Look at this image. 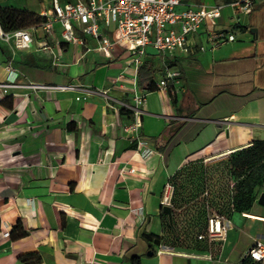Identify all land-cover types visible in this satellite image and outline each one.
I'll return each mask as SVG.
<instances>
[{
	"label": "crops",
	"instance_id": "obj_1",
	"mask_svg": "<svg viewBox=\"0 0 264 264\" xmlns=\"http://www.w3.org/2000/svg\"><path fill=\"white\" fill-rule=\"evenodd\" d=\"M0 7L42 17L50 0H2ZM215 23L216 30L232 29L234 41L209 50L200 27L192 41L203 52L161 58L146 49L143 61L159 66L154 84L166 67L178 71L180 86L170 98L143 91L137 77L136 90L145 93L137 137L146 155L126 134L132 86L111 81L126 66L124 54L106 60L88 37L83 46L56 48L40 32L12 58L0 44V65L11 61L21 83L76 86L15 89L0 102V264H23L19 257L27 254L38 264H129L131 257L139 264H242L254 241L264 243V177L249 209L226 217L222 241H200L201 251L153 243L165 235L160 208L172 175L264 141V0L237 18L224 7ZM41 41L58 57L54 70L52 54L36 49ZM216 112L227 116L208 120ZM17 222L24 235L11 237Z\"/></svg>",
	"mask_w": 264,
	"mask_h": 264
},
{
	"label": "built area",
	"instance_id": "obj_2",
	"mask_svg": "<svg viewBox=\"0 0 264 264\" xmlns=\"http://www.w3.org/2000/svg\"><path fill=\"white\" fill-rule=\"evenodd\" d=\"M2 1V0H0ZM254 0H235L221 4H188L181 0H50V8L43 15V22L24 30L5 32L0 29V44L6 45L10 57L16 51L28 49L33 43L32 35L40 32L42 38H47L56 48L61 44L83 46L82 38L88 37L95 43V51L106 60H116L124 54L126 66L112 78V84H130L132 86L131 104L125 106L132 117V123L127 127L126 134L136 143L143 155L149 150L142 148L143 143L137 137L141 105L145 93L138 92L137 71L141 65L147 48L157 53L161 58L172 57L174 54L189 55L203 52L205 48L193 43L192 38L200 27L205 29V43L209 50H215L222 45L234 41L232 29L216 30L215 22L220 10L227 7L232 18L248 15ZM56 26V27H55ZM36 49L51 48L46 41L36 42ZM10 58V59H11ZM57 55L52 54L50 67L52 70L59 66ZM4 79L0 82V102L14 97L15 89L31 92L39 90L72 91L74 85L45 86L42 84L26 83L18 80V74L12 67L11 61L0 65ZM128 74L129 81L122 75ZM178 71L164 68L155 75L156 90L164 91L170 96L180 90ZM77 100V98H75ZM132 169L127 172L132 173ZM123 171L120 170V173ZM162 205L168 204L167 198H162ZM168 206V205H167ZM205 228L197 234L198 241H222L228 229V220L223 215L213 212L206 214ZM244 258L249 264L264 262V243L254 241L245 251ZM90 264H96L91 262Z\"/></svg>",
	"mask_w": 264,
	"mask_h": 264
},
{
	"label": "rangeland",
	"instance_id": "obj_3",
	"mask_svg": "<svg viewBox=\"0 0 264 264\" xmlns=\"http://www.w3.org/2000/svg\"><path fill=\"white\" fill-rule=\"evenodd\" d=\"M234 181L229 176L228 157L195 161L180 168L168 181L171 222L175 231L165 228L162 243L180 249L200 248L197 234L203 231L206 214L228 217Z\"/></svg>",
	"mask_w": 264,
	"mask_h": 264
},
{
	"label": "trees",
	"instance_id": "obj_4",
	"mask_svg": "<svg viewBox=\"0 0 264 264\" xmlns=\"http://www.w3.org/2000/svg\"><path fill=\"white\" fill-rule=\"evenodd\" d=\"M69 1V0H66ZM215 4L227 5L235 0H212ZM185 5L197 4V0H181ZM43 18L33 13L16 10L12 8L0 7V29L8 32L13 30H24L31 26L43 22ZM159 69L156 62L151 59L144 60L138 68L137 77L138 85L145 92L154 91V73ZM170 97V95L168 94ZM171 98V97H170ZM171 102L173 103L172 99ZM123 112V110H119ZM228 170L229 176L234 181L233 191L231 197L230 211L240 213L247 211L255 198V188L258 187L264 177V141L251 142L250 146L234 151L228 156ZM171 212V210H170ZM172 215V214H171ZM162 218V225L171 231L173 239H175V231L172 229L173 224L167 223L166 216L160 213ZM206 218V217H205ZM206 222V219H205ZM205 228V223H204ZM204 230V229H203ZM17 233H14V232ZM14 233V235H13ZM11 237H21L24 233L20 230L19 223L17 222L10 229ZM145 239H150L149 235H142ZM162 242V238H154V245ZM200 248L193 249L194 251L202 250V242ZM151 249V245L148 247ZM19 261L23 264H38L39 259L35 254H27L19 257ZM129 264H139L137 257H131L128 260ZM242 264H247L246 259L241 261Z\"/></svg>",
	"mask_w": 264,
	"mask_h": 264
},
{
	"label": "water",
	"instance_id": "obj_5",
	"mask_svg": "<svg viewBox=\"0 0 264 264\" xmlns=\"http://www.w3.org/2000/svg\"><path fill=\"white\" fill-rule=\"evenodd\" d=\"M227 114L226 112H216L212 115L209 116L208 120H220L224 117H226ZM264 200V194H261L258 198V203H261ZM160 211L163 215L166 216L167 219V223L170 225L171 224V212H170V208L167 205H162L160 208ZM146 256H151L152 252L151 251H147Z\"/></svg>",
	"mask_w": 264,
	"mask_h": 264
}]
</instances>
